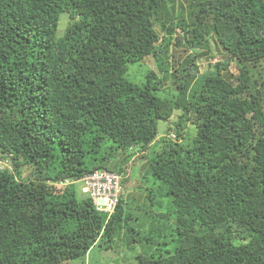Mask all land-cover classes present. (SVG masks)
<instances>
[{
	"label": "trees",
	"instance_id": "trees-1",
	"mask_svg": "<svg viewBox=\"0 0 264 264\" xmlns=\"http://www.w3.org/2000/svg\"><path fill=\"white\" fill-rule=\"evenodd\" d=\"M171 1L0 0V159L11 165L0 166V264L84 262L113 245L132 257L120 264H264V95L249 70L264 61V0L186 1L177 22ZM176 31V45L222 61L204 74L194 56L173 66L172 97L162 85ZM148 56L163 75L128 80ZM159 122L175 139L155 148ZM138 154L143 199L122 184L108 219L77 186L56 185L122 173Z\"/></svg>",
	"mask_w": 264,
	"mask_h": 264
},
{
	"label": "rangeland",
	"instance_id": "rangeland-1",
	"mask_svg": "<svg viewBox=\"0 0 264 264\" xmlns=\"http://www.w3.org/2000/svg\"><path fill=\"white\" fill-rule=\"evenodd\" d=\"M186 1H190V0L171 1L173 3L169 4V9L173 11L172 22L178 21L176 17L181 15V13H183L181 7L182 6L183 8L186 7V3H187ZM193 1H196V0H193ZM67 22H68V18L66 17V15H62L60 17L59 31L57 32L58 35L63 34V32L65 31ZM155 28L157 31H160L159 25L156 24ZM178 34H179L178 31H176V34L173 35L174 40L172 41V44L170 45L168 53H167V56L169 58L170 57L172 58L170 59V61H168V69H169V72L167 74L168 78L162 85L163 86L162 90L167 91L172 97H174L177 94L175 85L173 84V80L169 76L171 73H173V66L179 69L181 66V63H183V61H185L186 58L190 56H194L192 64L197 69V72L199 74H204V73L212 72L213 66L222 61V56H220L216 52L209 53L208 47L204 44H203L204 45L203 51H199L198 48L188 47L186 49L185 47L181 45H176L175 40H176V37L179 36ZM160 35L162 34L160 33ZM156 44H159V41ZM236 65L237 63L235 60L230 61L228 71L230 73H233L234 75L238 74ZM146 70L155 71L156 73H158L159 77L163 75L158 69L157 62L151 56H148L142 59L138 64L130 65L126 73V78L132 81L133 83L138 84L140 80L143 78V75ZM249 70H250V80H251L252 85L254 86L253 88L255 90H260L261 92L263 91V95H264V61H261L260 64L256 66L250 65ZM263 108H264V99H263ZM171 126L172 124L170 122H159L158 123L157 137L154 143L155 148L159 146L158 143L162 137H164L165 135L167 137L168 136L171 137V133L175 134V132L172 129L168 130V128ZM183 126L185 127L183 130L184 134H186L185 140L188 141L189 136H192V134L195 131V128L189 123L183 124ZM122 157L123 155L120 153L114 154L111 160L107 162V167L115 171ZM143 157L144 156L138 154L133 159L129 160L126 164L122 166V169L124 170V173H125L122 184H123V187L126 189V196H128L129 198L139 197L138 195L142 196L144 193L143 191L145 187V180L140 178L144 175V170H145V165H146V162L143 159ZM5 159L6 158L0 159V161L3 162L2 165L0 162V166L7 167L8 169L11 168V165L9 162L5 163V161H8L7 159L6 160ZM142 197H139L138 199L140 200V202L143 199ZM144 209H147V208H144ZM143 220H144V227L146 230V228L148 227L149 215L148 214L143 215ZM145 230H142V232L140 233L141 238H144V235L146 232ZM113 247L114 248L110 250H102V251L100 249L98 250L96 247H93V249H91L87 253L86 257L84 258L85 259L84 262L78 260V261H72V262L66 261L60 264H117V261H119L118 264H120L121 260L125 262L126 261L128 262L130 260L132 261L131 255L128 252H125L124 250H122L121 246L113 245Z\"/></svg>",
	"mask_w": 264,
	"mask_h": 264
},
{
	"label": "built area",
	"instance_id": "built-area-1",
	"mask_svg": "<svg viewBox=\"0 0 264 264\" xmlns=\"http://www.w3.org/2000/svg\"><path fill=\"white\" fill-rule=\"evenodd\" d=\"M124 174V172L117 173L99 169L85 174L78 180L64 179L56 185L60 187L77 186L80 193L92 201L94 209L105 214L108 219L114 213L120 197Z\"/></svg>",
	"mask_w": 264,
	"mask_h": 264
},
{
	"label": "clouds",
	"instance_id": "clouds-1",
	"mask_svg": "<svg viewBox=\"0 0 264 264\" xmlns=\"http://www.w3.org/2000/svg\"><path fill=\"white\" fill-rule=\"evenodd\" d=\"M6 160V159H5ZM1 162V161H0ZM8 162V161H7ZM2 163L3 162H1V165H2ZM97 170H99V169H97ZM105 170H107V169H105ZM95 171V170H94ZM107 171H109V170H107ZM111 172H113V171H111ZM123 172H124V170H123ZM124 179V178H123ZM123 179H122V181H123Z\"/></svg>",
	"mask_w": 264,
	"mask_h": 264
}]
</instances>
